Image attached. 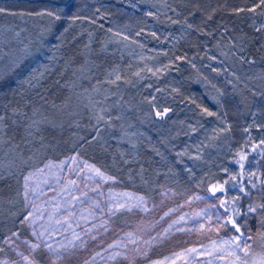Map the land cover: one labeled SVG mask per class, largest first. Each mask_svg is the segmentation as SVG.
I'll use <instances>...</instances> for the list:
<instances>
[{"label":"rangeland","instance_id":"obj_1","mask_svg":"<svg viewBox=\"0 0 264 264\" xmlns=\"http://www.w3.org/2000/svg\"><path fill=\"white\" fill-rule=\"evenodd\" d=\"M48 2L0 0L7 77L0 85V180L15 182L12 200H0V264H151L187 248L214 249L235 235L231 226L219 228L217 218L227 214L209 183L231 172L228 160L241 148L264 140V66L247 61L246 34L213 33L207 52L188 60L177 43L192 27L173 0H83L86 19L71 27L37 15ZM246 15L264 33V9ZM42 40L37 63L25 50L35 52ZM63 41L80 44L82 58H65ZM49 45L56 50L49 53ZM17 58L23 63L12 71ZM124 193L143 197V205L116 210L115 201L138 203ZM233 259L201 256L198 264Z\"/></svg>","mask_w":264,"mask_h":264},{"label":"trees","instance_id":"obj_2","mask_svg":"<svg viewBox=\"0 0 264 264\" xmlns=\"http://www.w3.org/2000/svg\"><path fill=\"white\" fill-rule=\"evenodd\" d=\"M173 1H175L176 9L181 11L185 19L188 18V23L192 27L187 39H182L177 43V51L180 57L188 60L202 57L204 52H207L208 43L206 44L205 38L224 29H232L235 32H243L251 41L247 48V61L250 63L261 60L264 66V33L252 27L246 15L252 10L264 9V3H261L260 0ZM64 43L63 41V45ZM80 47V44H68L66 42L63 49L65 58H69L71 54L82 58ZM52 79L53 77L48 83L50 85L49 90L53 86ZM82 154L88 160L101 163L98 161L99 159L92 157L90 153L84 152ZM228 162V168L231 172L224 171L217 179L211 180L209 188L211 190L214 185L216 187L223 186L222 192L217 191L222 195L220 208L227 214V217L233 216L237 220L242 231L246 230V234L251 233L253 239L258 240L259 233L264 232V227H262L264 225V208L259 207L264 204V143L251 142L249 146H244L229 158ZM251 167L255 168L251 173H248V169ZM14 183L9 178L0 180V200H2V204H4V200L5 202L12 200L15 189ZM249 206L255 208L256 211L249 212ZM237 211L240 213L239 216H235ZM19 229L20 234L23 235L25 226L22 224ZM48 235L46 234V236ZM249 243L252 244L254 252L261 251L256 243H253V241H249ZM39 255L41 260L45 261L44 253L40 252ZM153 258L158 260V256Z\"/></svg>","mask_w":264,"mask_h":264},{"label":"snow or ice","instance_id":"obj_3","mask_svg":"<svg viewBox=\"0 0 264 264\" xmlns=\"http://www.w3.org/2000/svg\"><path fill=\"white\" fill-rule=\"evenodd\" d=\"M261 3H264V0H260ZM135 5H133L134 7ZM84 10L83 7V0H49L48 4L45 6L44 10L37 13V15L42 16V17H47L52 25H55L56 22L61 21V20H66L69 21L70 23L68 24V27H71L73 23H75L77 20L80 19H86L85 17H82L80 13ZM4 9L0 8V12H3ZM148 15H152V13H148ZM191 27V25H189ZM68 28H64V31L66 32ZM48 33H52V28L46 29ZM42 36L44 33L41 34ZM62 34H54L53 35V40H60ZM45 45V41H41V47L38 48L35 52H31L29 50H25V56H32L35 57L37 60V63H39L40 58L45 54L43 51ZM56 50L55 45H49L47 47V51L50 53L52 51ZM23 61L20 58H17L16 60H13L10 68L12 71L17 70ZM31 71V69H30ZM6 74L2 70V67H0V85H3L6 82ZM9 87H11L9 85ZM219 103V101H217ZM204 112L209 115H217L214 112L208 111V109H204ZM167 110L163 114H166ZM156 115H162V113L157 112ZM4 121V116L0 115V132L3 131V124ZM37 121H33L32 125H35ZM261 143H264V140L261 141ZM92 172L95 173L96 176L100 177L101 179H113L112 177H106L100 169L95 168L94 166L91 165H86ZM27 180L28 178H25V187L27 188ZM223 191V186L221 185L220 187H216L215 185L211 188V192L213 195L217 192ZM27 195V193H25ZM124 196L128 197L129 200L135 199L138 201V203L135 204H127V202L121 203L119 201L114 202V207L116 210H119L120 208H126V210H131V207H140L144 203L143 197H135L133 198L130 194L124 193ZM195 199L200 200L203 199L201 196H196ZM210 207H213V205H210ZM260 208H264V204L259 206ZM146 210V209H145ZM227 211V210H226ZM249 212H255L256 209L249 206L248 209ZM167 215V214H166ZM200 215V214H198ZM240 213L237 211L235 213V216H239ZM30 217V213L24 217L25 220H28ZM184 217H180V220H183ZM204 219L209 221L211 218L207 215L204 216ZM222 220V222H221ZM177 223V222H174ZM217 224L219 228H228L231 226V228L234 230L235 235L231 236L227 240H222L219 245L215 246L214 249L210 250H205L201 252L197 248H187L184 249L181 252L173 253L169 257H165L164 260L162 261H152L151 264H176L177 261H181L182 264H198L200 257L201 256H210L214 257L217 260H225L228 257H234L232 260L231 264H236V261H239L240 264H264V232L259 233V239L254 240L253 236L251 233L246 234V230L242 231L241 230V225L237 223V220L233 216H228L227 218H217ZM173 227V225H169L168 229H165L163 233L158 234L161 239L165 236H167L169 230ZM204 227L203 224L200 225V227L197 229V231H200ZM264 227V225H262ZM178 231L182 229H177ZM35 234V233H34ZM13 235H18L17 233H13ZM42 235V234H41ZM131 235V234H130ZM39 239V237H38ZM77 239L79 237L77 236ZM153 240H156V237L152 238ZM9 240H11V237H9ZM248 241H253V243H256L257 247L261 250L260 252H254L252 248V244L248 243ZM152 241H146V243L151 244ZM12 243H15V241H12ZM215 244V242H213ZM117 244H112L109 245L110 248H115L117 247ZM30 249L32 251H35L40 247L39 243L35 244H30L29 245ZM46 247L48 250L52 253L56 259L60 258V251L58 248H53L52 245L47 244ZM63 247V245H61ZM243 252L244 255L240 256L239 253ZM22 259L25 261H28V256H24L23 253L20 254ZM99 255V253L97 254ZM115 255H120V253H115ZM144 255H147V252L144 253ZM114 258V257H113ZM31 264V262H29ZM207 264H212V261L209 260L207 261Z\"/></svg>","mask_w":264,"mask_h":264}]
</instances>
